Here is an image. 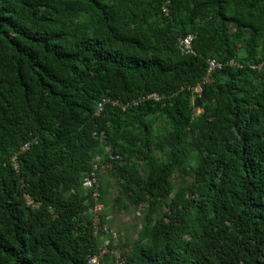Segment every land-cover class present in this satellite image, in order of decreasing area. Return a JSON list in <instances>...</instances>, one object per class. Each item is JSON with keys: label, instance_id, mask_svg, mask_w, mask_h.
I'll return each instance as SVG.
<instances>
[{"label": "trees", "instance_id": "trees-1", "mask_svg": "<svg viewBox=\"0 0 264 264\" xmlns=\"http://www.w3.org/2000/svg\"><path fill=\"white\" fill-rule=\"evenodd\" d=\"M163 6L0 0V264L99 253L97 156L148 205L126 264H264V0Z\"/></svg>", "mask_w": 264, "mask_h": 264}, {"label": "rangeland", "instance_id": "rangeland-1", "mask_svg": "<svg viewBox=\"0 0 264 264\" xmlns=\"http://www.w3.org/2000/svg\"><path fill=\"white\" fill-rule=\"evenodd\" d=\"M241 56H244L243 50H241ZM200 112L202 111L199 110L198 113ZM165 125L166 122L163 118L156 116L153 119V129L159 135L163 134ZM106 152L109 153L110 149L107 148ZM154 152L158 159L165 161L164 156L167 153L166 149L164 151ZM93 160H100L98 179L102 210L99 216L98 242L100 243V247H106L109 250V254L114 259L112 264H126L132 253L134 244L140 238L148 205H137L123 195L121 185L117 177L114 176L110 163H102L104 160L99 156L95 157ZM135 165L138 167L141 174L144 175L146 166L143 160H135ZM189 165L192 169L196 167L194 161H189ZM187 182L192 183L193 177H188ZM166 211V207H163L159 212ZM89 215L91 218H95L93 212H89ZM105 228H107L108 233L104 231ZM109 246H112V248L110 249ZM105 264L111 263L105 262Z\"/></svg>", "mask_w": 264, "mask_h": 264}, {"label": "built area", "instance_id": "built-area-1", "mask_svg": "<svg viewBox=\"0 0 264 264\" xmlns=\"http://www.w3.org/2000/svg\"><path fill=\"white\" fill-rule=\"evenodd\" d=\"M171 3H172V0H164L163 12L165 15L169 14ZM192 42H193V36L184 37V38H181L179 40L178 45L184 54L188 55V54L194 53L193 48H192ZM208 64H209V72L217 70V69H221L222 67H224V63H221L217 60H209ZM227 65L238 66V63L235 60H231L228 62ZM261 67L262 66H259V69H261ZM194 91H195L196 95L200 96L201 91H202L201 85H198L196 87V89H194ZM152 97L155 99H158V97L156 95H153ZM100 107H101V105H100ZM96 170H97V166H94V170L84 180V188L87 190H92L95 200H99L100 194L98 191V180H97L96 173H95ZM101 210H102L101 205H98L95 207V212H93L95 214L94 225H95L96 231L98 230L99 224H100L99 216L101 214V212H100ZM104 231L106 233H108L107 228H105ZM109 253L110 252L106 247L105 248L101 247L98 254H95L89 258L88 264H104L102 262V259L104 256L108 255Z\"/></svg>", "mask_w": 264, "mask_h": 264}, {"label": "water", "instance_id": "water-1", "mask_svg": "<svg viewBox=\"0 0 264 264\" xmlns=\"http://www.w3.org/2000/svg\"><path fill=\"white\" fill-rule=\"evenodd\" d=\"M113 158H116L117 157V155L116 154H113V156H112Z\"/></svg>", "mask_w": 264, "mask_h": 264}]
</instances>
